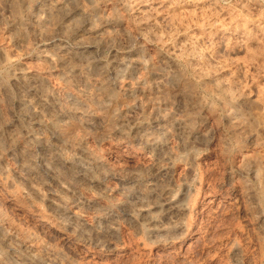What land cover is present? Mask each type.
<instances>
[{
    "label": "rangeland",
    "instance_id": "374dc122",
    "mask_svg": "<svg viewBox=\"0 0 264 264\" xmlns=\"http://www.w3.org/2000/svg\"><path fill=\"white\" fill-rule=\"evenodd\" d=\"M0 264H264V0H0Z\"/></svg>",
    "mask_w": 264,
    "mask_h": 264
},
{
    "label": "bare ground",
    "instance_id": "6f19581e",
    "mask_svg": "<svg viewBox=\"0 0 264 264\" xmlns=\"http://www.w3.org/2000/svg\"><path fill=\"white\" fill-rule=\"evenodd\" d=\"M65 9H64V7H63V5L61 4V3H58V2H56V1H51V2H49L47 5H46V8L44 9V13L45 14H47V15H49V16H53V15H55V14H62V13H64L65 11H64ZM84 45V47L86 48V49H90L91 47H90V44L89 43H84L83 44ZM51 52V53H50ZM50 54H47L46 56H44V60L45 61H47L50 65H56V63H61V64H63V65H69L70 64V62H71V56H68V52H66L65 51V48L64 47H61V46H54L51 50H50ZM48 53V52H47ZM70 55V54H69ZM78 56V55H77ZM73 59V58H72ZM138 64V63H137ZM71 65V64H70ZM70 67V66H69ZM32 77V76H31ZM42 77V76H41ZM30 80H38V82H39V78L38 77H36V78H29ZM42 79V78H41ZM43 81V80H42ZM140 85H142L143 84V81H140V83H139ZM141 88H143V87H141ZM105 89V88H104ZM103 92H104V90H103ZM106 93V92H105ZM107 93H108V91H107ZM105 95V94H104ZM107 96V95H106ZM62 126V125H61ZM158 169H163V166H160V167H158ZM29 189H30V191H32V192H35V194H36V189L33 187V185H32V187L31 186H29ZM163 202L164 203H162V208L163 209H165L166 211H168V212H170V213H172V214H175V215H177V216H181V215H183V214H185L186 213V211H187V206L186 205H182V204H180L179 202H176L175 200H174V198L173 197H171V196H169V195H167L165 198H163ZM55 203V202H54ZM54 205H58V204H54ZM61 206V205H60ZM60 206H56V208L58 207L59 209H65V208H63V207H60ZM65 207V206H64ZM57 208V209H58ZM58 209V210H59ZM64 211V210H63ZM66 211V210H65ZM79 212V211H78ZM77 212V213H78ZM77 215V214H76ZM147 215L149 216V218H148V220L152 223L154 220L151 218V216H150V214L147 212ZM77 218H79L80 216L79 215H77L76 216Z\"/></svg>",
    "mask_w": 264,
    "mask_h": 264
}]
</instances>
